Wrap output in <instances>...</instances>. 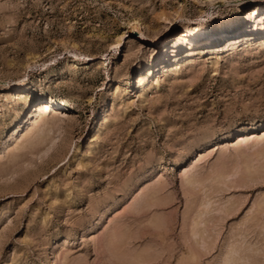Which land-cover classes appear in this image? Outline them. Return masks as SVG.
I'll return each mask as SVG.
<instances>
[{"label": "rangeland", "instance_id": "obj_1", "mask_svg": "<svg viewBox=\"0 0 264 264\" xmlns=\"http://www.w3.org/2000/svg\"><path fill=\"white\" fill-rule=\"evenodd\" d=\"M261 1L0 0V264H264V142L238 146L264 136V45H179L176 71L154 40ZM51 97L81 110L24 148Z\"/></svg>", "mask_w": 264, "mask_h": 264}, {"label": "bare ground", "instance_id": "obj_2", "mask_svg": "<svg viewBox=\"0 0 264 264\" xmlns=\"http://www.w3.org/2000/svg\"><path fill=\"white\" fill-rule=\"evenodd\" d=\"M207 1L210 3V5H216V4H218L224 0H207ZM248 16H249V18L245 19V17H243L242 14L240 13L239 15H237L238 20L236 21V25L234 23H230L227 26H225V25L221 26L218 30H213L212 28H210L205 23H200L199 25H196V26L195 25L194 26H188V27L184 28L183 31H181L180 33L179 32L177 33L174 31L173 32L168 31L169 26L171 25L172 22L167 21V18H165V17H160L159 19L163 20L164 23L160 24L158 26V28H157L158 29L157 30L158 35H156L154 37V40L156 42L165 43L168 47L172 46V48L175 50L174 55H175V59H176V62L174 65H172V67L175 68L176 71H178V70L182 69L181 67H182L183 63L189 60V59H185L186 61L185 60L182 61L180 59L182 52L177 49V46H179V45L184 47L187 45H194V44L208 42V41L213 42L214 45L215 44L218 45V44H221L224 42H226V43L232 42V44H231L232 46L229 50H233L234 48L237 47V45H236L237 43H234L236 40H240L241 38H246L249 41L250 37H253V36L259 37L260 43L262 45H264V25H262V24H264L263 23L264 22V1L258 2V5L254 9H252V11L249 13ZM180 17H181L180 15H177L176 19H180ZM246 21L248 23H253L254 26L256 27L253 34H251V35L247 34V28H244L243 32L239 31V29L237 30L239 25H241V24L244 25ZM261 25H262V27H261ZM122 40H123V37H121L119 39L117 44H120L122 42ZM246 45H250V43L248 42ZM194 53H195V51L193 50L191 56H193ZM171 61L172 60H170V62ZM192 62H193V59H192ZM162 66H164V65H162ZM168 67L169 66H165V68H164L165 71H163V72L166 73V70L168 69ZM165 73H163V74H165ZM156 74L157 73L155 70V66H150V67H148L146 69L144 68L140 71V74H138V76L136 78V83L138 84V86L140 88V91H139L140 96L144 95L146 88H147V82L149 81L150 76L154 77V76H156ZM124 81H126V80H124ZM20 86H19V83L14 84L12 86V88L15 87L13 89V92L18 93L19 95H21L20 96L21 98H24L27 95L26 94L27 90H26L25 86L24 87H20ZM79 108L80 107L78 105L67 104V103L62 102V101L58 102L54 97H51L50 99H47L45 101H41V102L37 103L34 106V109H35L34 112L29 117V122H30L29 126L32 129V131H30V133H28L27 140L26 141L24 140L26 142V144L25 145L22 144L23 147L24 148L33 147V146H36L38 144H44L46 142L45 141L46 137L50 136L49 129L51 132V128H54L51 126L52 122H51L50 117L47 116L48 112H50L54 109V111L59 114V113H64V111H69V112H71L73 110L74 111H80L81 109H79ZM52 120L54 121V119H52ZM19 129L16 131V133L13 136L18 134V132L20 131ZM47 132L49 134H47ZM238 139H239L238 140V142H239L238 146H240L239 148H241V145L243 146V142L250 144V146L253 148L260 146L264 142V136L256 137V135L254 133L239 136ZM18 141L20 142V140H18ZM19 142H18V145H19ZM21 146H17V144H16V146H15L16 150H18V151L22 150L23 147H21ZM250 146H248V147H250ZM13 150L15 151V149H13ZM6 152H7V150H6ZM201 160L202 159H200L198 162H200ZM248 167L249 166L247 165V168ZM250 173H253V172H250ZM218 174H214V175L216 176ZM184 175H185V179L188 180V183L190 182L191 184H193L198 180V179L194 178L195 175H192L193 177L191 176V172H187ZM253 175H254V173H253ZM253 175H250V176L252 177ZM223 176H225V175L223 174ZM196 178H198V176H196ZM220 178H223V177H220ZM217 179H218V177H217Z\"/></svg>", "mask_w": 264, "mask_h": 264}]
</instances>
